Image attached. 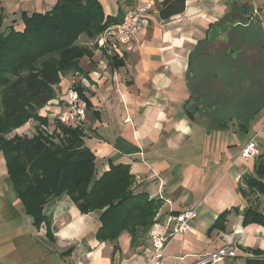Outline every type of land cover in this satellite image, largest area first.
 <instances>
[{"label":"crops","instance_id":"obj_1","mask_svg":"<svg viewBox=\"0 0 264 264\" xmlns=\"http://www.w3.org/2000/svg\"><path fill=\"white\" fill-rule=\"evenodd\" d=\"M58 1L0 0L3 30L13 26L22 32L23 13L44 14ZM97 1L106 17L124 15L148 1L155 12L131 50L99 49L94 40L92 56L78 62L90 102L82 130L95 156L96 177L112 166H128L133 193L160 203L155 222L185 209L198 210L190 232L170 242L166 264H198L227 245L237 249L229 264H245L254 257L248 250L264 253V226H244L242 216L249 207L264 214V196L245 198L240 191L243 176L256 172V159L243 160L242 151L252 140L264 151L263 127L254 134L239 115L218 118L221 107L229 108L227 94L217 86L229 78V69L218 65L220 54L215 57L213 41L207 42L214 27L244 10L254 12L264 36V0H187L185 12L167 22L159 17L162 0ZM74 74L63 76L56 99L46 106L48 117L64 110L60 95ZM219 96H225L220 108ZM30 129L29 122L12 135ZM225 211L230 214L224 226L215 227ZM45 214L52 221L49 234L45 223L36 226L26 213L0 151V264H147L150 229L134 240L123 232L116 243L100 242L99 211L82 214L66 198L48 202Z\"/></svg>","mask_w":264,"mask_h":264},{"label":"trees","instance_id":"obj_2","mask_svg":"<svg viewBox=\"0 0 264 264\" xmlns=\"http://www.w3.org/2000/svg\"><path fill=\"white\" fill-rule=\"evenodd\" d=\"M186 1L162 0L160 19L167 22L183 14ZM123 17L120 12L117 17H106L97 0H59L44 14L23 13L22 32L13 26L3 30L0 16V151L26 213L33 217L36 226L45 223L48 234L52 221L45 214V207L52 200L66 198L82 214L100 212V242L116 243L123 232L134 240L155 224L160 203L145 194L133 193L134 176L128 166H112L102 177H96L95 156L85 145L82 127H69L56 119V128L51 131L54 139L42 131L48 130L51 120L42 116L40 110L56 99L63 76L79 73L78 62L92 56L89 49L76 42L77 32L95 40ZM76 89L88 109L90 102L84 88L79 84ZM31 121L36 123L33 138L12 135ZM263 179L264 151L256 158L255 176L242 178V196H264ZM229 214L230 211L223 212L215 227L222 228ZM242 216L244 226H264V214L257 207L246 208ZM248 251L254 257L247 258L245 264H264V253Z\"/></svg>","mask_w":264,"mask_h":264},{"label":"built area","instance_id":"obj_3","mask_svg":"<svg viewBox=\"0 0 264 264\" xmlns=\"http://www.w3.org/2000/svg\"><path fill=\"white\" fill-rule=\"evenodd\" d=\"M154 4L145 2L124 14L123 20L107 28L95 42L99 49L116 48L118 46L132 49V43L145 32L151 23ZM258 14L257 11H255ZM84 80L78 72L71 78L65 92L60 95L64 110L58 112L54 117L63 125L69 127H82L86 121L87 105L81 98L76 87L82 86ZM83 87V86H82ZM51 103V102H50ZM49 103V104H50ZM262 151L255 141H250L243 149L241 158L250 161L258 158ZM198 218L197 209H185L175 215H169L165 220L155 222L150 231V244L145 249L148 254L147 264H166V250L170 242L191 230V222ZM237 257V249L229 245L224 246L205 257L198 264H217L225 259Z\"/></svg>","mask_w":264,"mask_h":264},{"label":"flooded vegetation","instance_id":"obj_4","mask_svg":"<svg viewBox=\"0 0 264 264\" xmlns=\"http://www.w3.org/2000/svg\"><path fill=\"white\" fill-rule=\"evenodd\" d=\"M227 23L236 24V27L230 32L228 31L226 37L222 35L215 41H211V52L215 57L220 54L219 57H216L218 65L225 63L229 68V62H236L233 64L234 66L231 65L232 70L229 71H233L236 74L233 86L238 91L245 90L246 92L248 91V87L264 83V36L254 12L250 13L244 10L240 16H229L227 20L221 22L216 27ZM239 28L243 29L246 33L244 35L235 33ZM249 33H252L255 38L249 37ZM208 38L209 35H207V42ZM221 54L226 56L227 62L222 61ZM229 56H231L230 60ZM250 64L253 66L252 69L250 68ZM233 81L228 78L227 80L219 81L217 84L220 94L226 93L228 100L234 94L235 87L234 89L232 88L233 91L230 89ZM224 97L219 96L218 98L217 103L219 108Z\"/></svg>","mask_w":264,"mask_h":264},{"label":"rangeland","instance_id":"obj_5","mask_svg":"<svg viewBox=\"0 0 264 264\" xmlns=\"http://www.w3.org/2000/svg\"><path fill=\"white\" fill-rule=\"evenodd\" d=\"M256 14V13H255ZM263 26H264V22H263ZM235 33H239L244 35L246 32L243 31V29L239 28L237 30V32ZM254 37L252 33H249V37ZM255 38V37H254ZM92 41L94 40H90L88 38L87 35H85L82 32H77V39L76 42L82 46H84L87 49H96L94 47V45H92ZM92 43V44H91ZM231 56H229V60H230ZM45 60V59H43ZM234 63H236L235 61H231L229 62V71L232 70L231 65H233ZM226 65V64H225ZM234 66V65H233ZM240 67V66H239ZM252 65L250 64V68L252 69ZM222 68H225L224 66ZM252 71V70H251ZM224 74V72H222ZM235 72L231 71L229 72V78L231 81L235 80ZM234 81L231 84L230 89H234L235 86H233ZM232 89V91H233ZM232 93V92H231ZM42 111V116L47 117L49 114V110L46 107H43L41 109ZM235 111V112H233ZM229 114L233 115V116H237L239 115L240 118L244 119L243 122L248 124L249 126L252 128L250 130H253L254 127V134H256V132L261 128H262V134L264 133V83H260V84H254L253 86L248 87V91L245 92V90H241L238 91V89L235 87L234 89V94L232 95V97H229V108H227L225 111H223V107H221L220 113L218 118L223 119V116L225 118L229 117ZM50 118V117H49ZM228 119V118H227ZM226 119V120H227ZM51 125L48 128V130L43 129L42 131L46 134V136H49L51 139H54V137L52 136L51 131L54 130L55 127V120L56 118L51 117ZM254 122H256V125H252ZM31 129L30 131L28 130L27 132L24 131L22 132L20 135H24L28 138H33L34 135L36 134L35 131V126L36 123L31 121ZM262 138V136H261ZM260 138V140H261ZM55 142L57 143V145L60 147V143L58 140H55ZM264 143V142H263ZM78 144H76L77 146ZM55 148L52 147V150H54ZM261 179V178H260ZM264 180V179H263ZM225 262H227L226 264H229V260L225 259L222 261L223 264H225Z\"/></svg>","mask_w":264,"mask_h":264},{"label":"water","instance_id":"obj_6","mask_svg":"<svg viewBox=\"0 0 264 264\" xmlns=\"http://www.w3.org/2000/svg\"><path fill=\"white\" fill-rule=\"evenodd\" d=\"M236 27V24H224L220 27H215L213 28L210 33H209V41H215L218 39L220 36H225L227 35L228 31L230 32Z\"/></svg>","mask_w":264,"mask_h":264}]
</instances>
